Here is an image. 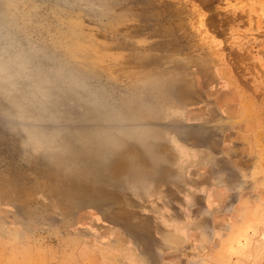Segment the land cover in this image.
I'll return each mask as SVG.
<instances>
[{
  "label": "rangeland",
  "instance_id": "rangeland-1",
  "mask_svg": "<svg viewBox=\"0 0 264 264\" xmlns=\"http://www.w3.org/2000/svg\"><path fill=\"white\" fill-rule=\"evenodd\" d=\"M7 11L13 25L0 36L16 34L62 75L61 63L79 68V95L101 87L124 120L80 116L84 101L63 93L76 83L57 96L18 83L9 98L33 110L39 96H60V123L37 113L92 154L61 156L27 137V107L14 118L0 94V264H264V0H15ZM180 23L181 41L149 37ZM174 56L200 101L180 116H140L154 97L147 71ZM206 129L218 135L213 151L183 135Z\"/></svg>",
  "mask_w": 264,
  "mask_h": 264
},
{
  "label": "bare ground",
  "instance_id": "bare-ground-1",
  "mask_svg": "<svg viewBox=\"0 0 264 264\" xmlns=\"http://www.w3.org/2000/svg\"><path fill=\"white\" fill-rule=\"evenodd\" d=\"M14 1L15 0H6V1L5 0H0V32L1 31L6 32V29H10L11 26L13 25L12 24L13 23L12 18H14V17L9 16L7 10H8V5L10 6ZM13 16H14V14H13ZM141 16H142V18L140 17V20H144L146 18L143 15H141ZM146 20L149 21V19H146ZM179 26H181V28H176L175 26L170 25V29H168V30L167 29L164 30L165 27L161 28V29L159 28V30L157 32L154 30L153 33L149 35V37L150 38H158L159 41L163 43V42L167 41L166 39L172 38L174 36H177L176 38L177 39L180 38V41H181L182 40L181 39V37H182L181 34L184 33L183 30H182V27L184 25L182 26L181 23H180ZM183 39H184V36H183ZM17 40L18 39H17L16 34L3 33L2 36H0V48L4 47L1 50V54L5 58L9 59V61H5V62H3L0 59V61H1L0 62V94L4 95L2 100H4L6 102V104H7V105H5L3 103L7 107H4V106H2V107L4 108V110H6L8 113H10L9 114L10 116L25 121V119H24L25 116L19 114L18 111H16V109H19V111H21L20 108L25 106L24 104H22L24 101L22 103H20V102L15 101L11 97L9 98L10 95H12V96L16 95L17 92H16L15 89H16V86L18 87V83L26 84L27 87H30L31 85L38 86V87H40L41 90H43V89L46 90V87H49L51 85L53 87V89H51V90H53V92L56 95L61 93L62 89H64V88H62V85L76 83L77 85L73 84L74 86L72 88H70V86H69L68 90L63 92V93H67L65 100L74 99L73 101H75V103H77V102L79 103L80 101H82L81 100L82 98H86V101H85L86 104H87V101L91 103V102H95L96 100H101V98H102V100L103 99L107 100V98H106L107 96L105 97V95H104V97H103L102 94L98 93L100 95V97H99V96H97L95 94L96 92L94 93V91L98 90L100 92L99 89H102L101 87H97V86L96 87L95 86H91V88L93 87L94 90L92 91V93H90V95H85L84 97L80 96L79 95L80 93H78L76 91V89L81 88L78 85L81 83V79L83 80V78H85V76H87L83 71L79 70V68L75 69V68H72V67L64 66V65H62V63L60 64V67H62V68H64L66 70V72L63 75L60 74L56 70L57 68H55L53 71H46L45 69L47 67H49V63L50 62L47 63L45 60H43L42 57H40L39 53H35L31 48L26 47L25 43L22 44L23 41H19L20 43L17 44L16 43ZM176 42L177 41H175V43ZM152 44L155 45L156 43L153 42ZM9 45H12V47L9 46ZM82 47L83 46L80 45V43H79V45L77 46V49H76L79 54L82 52V50L80 49ZM170 47H171V45H170ZM161 49H163V48H161ZM183 50H181V51L178 50V52H179L178 55H180V54L181 55L182 54L185 55V51H183ZM200 50H202V49H200ZM204 52H206V51H204ZM75 53L77 54V52H75ZM202 53H203V51H202ZM202 53L199 52L198 55L201 56ZM194 58H196V57H194ZM7 59H4V60H7ZM20 59H24L26 62L23 65H16L15 61L19 62ZM199 59L200 58H198V59L196 58L197 61ZM202 61L209 62V61H206V60H201L200 62H194L192 64H197V63L202 64ZM23 62L24 61H22L20 63H23ZM27 63H28L29 66L27 65ZM183 63H184L183 60H181V59L179 60V58L177 56H174V58H169V60H163V62H161L159 64V66L157 65L156 68H154V65H153V66H151V68L149 70L147 69L148 70L147 72L153 71V73L151 75H149L147 78H145L144 80H146L148 82H151L147 86L151 87L152 92L154 93V97L151 100L147 101V102H146V100H144L147 103L148 107H147V105L145 107H143V108L140 107V109L138 107L137 113L140 116L141 115L143 117L147 116L151 120L152 119L154 120L156 118H159L160 112L162 111L161 109L167 108V109H170L171 114H173V116L176 117V115L177 116H180V114L183 115L184 114V110H186L185 108L188 109V107L194 106L195 104H197V102L200 101V97H199L200 93L198 92V90L196 88L200 83L197 84V86H196V83H193L191 80H189V75H185L184 74L183 70L186 69L187 67H185V63L184 64ZM187 64H188V62H187ZM51 65H54V64H51ZM16 67L18 68V70L16 69ZM56 67H58V66L56 65ZM19 69L22 71V73H24V71L25 72L29 71V72L26 75L25 74L23 75V74H21ZM21 76H23V77H21ZM17 79H18V82H17ZM204 81L202 80V84L203 85H205ZM207 83L209 84L210 82H207ZM3 87L5 89H3ZM20 87H22V85H20L19 88ZM10 88H12V89L10 90ZM4 90H6V92H8V94L5 93ZM42 93H45V92L43 91ZM70 93H73V96L72 95L67 96ZM50 95H52V94H50ZM74 95H75L76 99L74 98ZM5 97L6 98L8 97V98L6 99ZM19 97H21V95ZM39 97L40 98H37V99H35L33 101V103L36 104V107H34L35 110H38V111L42 110V112L52 111L51 112L52 117L55 116L54 119L56 121L58 120V123H60L61 122L60 119L64 118L66 113L64 114L63 111H61L59 113L58 112V108H60V106L57 109L54 110L53 109L54 105H51L52 106V108H51V106H49V103L51 102L52 104H54L55 103L54 100L56 101V98H59L60 100L62 98H60V96H58L52 101L51 99H53V97H55V95L51 96V97H49V95H48V96H46L48 100L45 101L44 99H42L41 96H39ZM62 101L64 102L63 99H62ZM44 102H46L47 105H44L45 104ZM106 104L109 107H110V105H113L114 107L113 108L110 107V108H107V109L103 110L100 115L97 114V113L96 114L92 113L88 117L91 120H93V121L99 120V121L108 122L107 123V127L108 126H110V127H112V126H120V122H123V120H124L123 119L124 118L123 110L120 107H118L117 105H115L116 103H111V102L107 101ZM25 107H27V106H25ZM84 107L85 106H83V107L81 106V108L85 109ZM87 108L88 107H86V109ZM203 109H205V108L203 107ZM206 109L209 110L210 108H206ZM211 109H213V108H211ZM35 110H33V105H30L29 107L26 108V111L28 112V114L31 115V117L29 119H31L32 121H34V123H36L35 127H36V129L39 130V131H36V133L35 132H29L28 133L26 131V134H27L28 138H31V137L35 136V138H37L40 143L42 142V143L46 144V146H47L46 148L50 147L51 143L56 144L57 147L62 148V151H64L61 156H69V155H71L73 153H76V154H79V155H86L87 157H88V154L92 155V154L89 153L90 151H88V154H87L86 150H84L85 148H82L83 146L81 148H75L73 143H71V141L73 139H71L70 136H66V137L65 136H60V133H58V128H59L58 125H54L55 129H54L53 135L49 136V134H46V135L42 136V134L45 133L43 130H41V129H43L42 127H44V123L43 122H38L37 120L41 121L43 118L40 116V113H35ZM213 110H215V109H213ZM213 110L210 113H208V114L211 117H214V118H211V119L214 120L215 117L218 115L217 114L218 112L217 113L213 112ZM94 111L96 112V110H94ZM208 114L205 116L207 119L209 118ZM199 117H200V115H199ZM219 117H220V114H219ZM219 117H216V119H218ZM182 118H183V116H182ZM206 118H204V120ZM27 120L28 119H26V121ZM203 125H205V124H203ZM126 126H127V124H126ZM37 127H40V128H37ZM107 127H106V129L108 131ZM23 128H24V130L29 129V127H26L24 125H23ZM208 128H210V127H208ZM212 128H213V126H212ZM209 130L206 129L205 131H199V132L193 131L192 133L191 132L183 133V135L188 140H193L194 139V140H197V141H200V142H205L207 144L209 143L210 144L209 145V150L213 151L214 148H215V146H214L215 143H212V141H213L212 139H213V137L215 138L218 135H217V133H214L213 131H209ZM120 131H123V130H120ZM219 132H221V131H219ZM79 136L82 139L88 140L87 139L88 138L87 134H84V135L79 134ZM44 137H48L49 139L48 138H44ZM83 142H85V141H83ZM103 144L105 146L106 143H103ZM38 145L41 146L40 144H38ZM64 145H66V146L64 147ZM63 147H64V149H63ZM96 152H94V153H96ZM86 159L87 158H85V157L82 158V160H84V161Z\"/></svg>",
  "mask_w": 264,
  "mask_h": 264
},
{
  "label": "water",
  "instance_id": "water-1",
  "mask_svg": "<svg viewBox=\"0 0 264 264\" xmlns=\"http://www.w3.org/2000/svg\"><path fill=\"white\" fill-rule=\"evenodd\" d=\"M46 71H53L54 69L53 68H49V67H47L46 69H45ZM66 72V71H65ZM12 88H10V90H11ZM51 91V90H50ZM96 92V93H95ZM90 93H92V92H90ZM94 93L97 95V96H99L100 97V95L98 94V93H100L101 94V92H99L98 90H96V91H94ZM88 95H90V94H88ZM57 96V95H56ZM55 96V97H56ZM55 97H53V99H51L52 101L54 100V98ZM84 101V102H83ZM82 102L84 103V104H82ZM80 104H82L81 106L83 107V106H85L84 108L85 109H83V111L80 113V116L81 115H84V113L86 114V115H88V116H90V114H92V113H97V114H101L102 113V111L103 110H105V109H107V108H110V107H114L113 105H110V107L106 104L107 103V100H105V99H103L102 100V98H101V100H96L95 102H88L87 101V104L85 103V100H82V101H80L79 102ZM105 104V105H104ZM49 105H51V102L49 103ZM42 106V105H41ZM40 107V106H39ZM86 107H88L87 109H86ZM94 110H96V112L94 111ZM37 111L38 110H35V113H37ZM39 111H41V110H39ZM38 111V112H39ZM50 112H52V111H50ZM41 116V115H40ZM52 116V115H51ZM38 117V116H37ZM36 117V118H37ZM89 118V117H88ZM53 120L54 119H52V120H46V119H42L41 121H39V120H37L38 122H43L44 123V127H42L43 129H41V130H43L44 132H45V134L44 135H46V134H49V136L50 135H53V133H54V129H55V127H54V125H52V124H50V123H53ZM50 122L49 124H46L45 122ZM31 122V123H30ZM30 122L26 125L27 127H28V125L30 126V125H32V124H36V123H34V121H32V120H30ZM37 122V123H38ZM46 129H48V131L46 130ZM35 132L36 133V130H34L33 128H29V129H27V130H25L24 132ZM27 135V134H26ZM43 134H42V136H44ZM41 136V137H42ZM44 138H48V137H44ZM49 139V138H48Z\"/></svg>",
  "mask_w": 264,
  "mask_h": 264
}]
</instances>
